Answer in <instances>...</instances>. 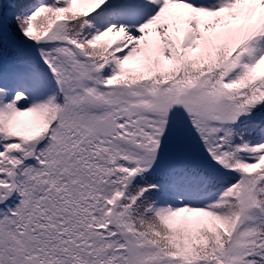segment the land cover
<instances>
[{
  "label": "snow or ice",
  "instance_id": "1",
  "mask_svg": "<svg viewBox=\"0 0 264 264\" xmlns=\"http://www.w3.org/2000/svg\"><path fill=\"white\" fill-rule=\"evenodd\" d=\"M0 264H264V0H0Z\"/></svg>",
  "mask_w": 264,
  "mask_h": 264
}]
</instances>
